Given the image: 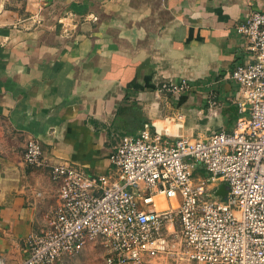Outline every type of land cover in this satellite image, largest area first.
<instances>
[{
	"label": "crops",
	"instance_id": "crops-1",
	"mask_svg": "<svg viewBox=\"0 0 264 264\" xmlns=\"http://www.w3.org/2000/svg\"><path fill=\"white\" fill-rule=\"evenodd\" d=\"M254 12L264 0H0L3 264H24L57 204L49 167L24 164L26 142L48 165L116 178L111 155L145 127L169 141L231 132L230 75L252 57L237 27ZM182 80L181 95L162 90ZM206 179L195 166L194 182Z\"/></svg>",
	"mask_w": 264,
	"mask_h": 264
},
{
	"label": "built area",
	"instance_id": "built-area-1",
	"mask_svg": "<svg viewBox=\"0 0 264 264\" xmlns=\"http://www.w3.org/2000/svg\"><path fill=\"white\" fill-rule=\"evenodd\" d=\"M237 32L252 57L230 75L241 93L231 132L169 141L145 127L111 155L116 178L48 165L38 139L26 142L24 164L49 167L57 204L42 234L27 238L24 264H58L93 239L105 264H264V13ZM188 88L184 80L162 85L173 95ZM195 166L206 180L194 182ZM221 184L225 198L215 195Z\"/></svg>",
	"mask_w": 264,
	"mask_h": 264
},
{
	"label": "rangeland",
	"instance_id": "rangeland-1",
	"mask_svg": "<svg viewBox=\"0 0 264 264\" xmlns=\"http://www.w3.org/2000/svg\"><path fill=\"white\" fill-rule=\"evenodd\" d=\"M156 200L158 203L163 202L162 197ZM60 264H105V251L100 240L93 239L79 253L64 257Z\"/></svg>",
	"mask_w": 264,
	"mask_h": 264
},
{
	"label": "water",
	"instance_id": "water-1",
	"mask_svg": "<svg viewBox=\"0 0 264 264\" xmlns=\"http://www.w3.org/2000/svg\"><path fill=\"white\" fill-rule=\"evenodd\" d=\"M226 193H227V187H226V185L221 184V185L218 187V189L216 190L215 195H216V196H219V197H221V198H225Z\"/></svg>",
	"mask_w": 264,
	"mask_h": 264
}]
</instances>
